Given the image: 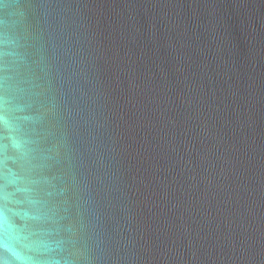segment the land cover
<instances>
[{
    "label": "water",
    "instance_id": "1",
    "mask_svg": "<svg viewBox=\"0 0 264 264\" xmlns=\"http://www.w3.org/2000/svg\"><path fill=\"white\" fill-rule=\"evenodd\" d=\"M0 264H264V0H0Z\"/></svg>",
    "mask_w": 264,
    "mask_h": 264
}]
</instances>
